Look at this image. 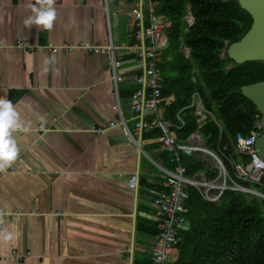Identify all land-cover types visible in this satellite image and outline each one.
I'll return each mask as SVG.
<instances>
[{
  "label": "crops",
  "instance_id": "crops-1",
  "mask_svg": "<svg viewBox=\"0 0 264 264\" xmlns=\"http://www.w3.org/2000/svg\"><path fill=\"white\" fill-rule=\"evenodd\" d=\"M138 0H53L51 29L23 20L39 0H0V97L12 102L21 127L12 132L17 160L0 170V264H149L158 230L153 201L163 190L162 140L144 134L141 154L127 138L137 116L131 11ZM157 10V6H156ZM112 34L119 74L105 55L16 50L18 40L45 46L91 42ZM147 115V118H150ZM115 127H108L110 123ZM41 125L51 128L39 131ZM107 126L101 135L97 129ZM138 173L136 191L129 187ZM35 212V214H32ZM176 260L173 255V264Z\"/></svg>",
  "mask_w": 264,
  "mask_h": 264
},
{
  "label": "trees",
  "instance_id": "trees-1",
  "mask_svg": "<svg viewBox=\"0 0 264 264\" xmlns=\"http://www.w3.org/2000/svg\"><path fill=\"white\" fill-rule=\"evenodd\" d=\"M153 1L157 13L171 21L161 72L163 96L172 97L173 101L163 116L178 123L177 114L185 109L180 114L185 126L177 131L178 141L183 142L198 126L194 110L187 107L194 92H199L205 108L223 128L220 135L215 122L208 120L201 134L209 149L223 152L232 173L226 158L234 155L238 135L250 136L254 116L259 113L241 88L264 81V63L239 65L227 53L222 55L230 43L247 34L253 19L236 0ZM189 12L194 19L191 26L186 20ZM185 48L189 50L188 56ZM149 136L161 140L158 130ZM162 157L170 166V154L164 152ZM180 163L186 167L188 176L200 172L209 178L218 175L195 157L181 155ZM254 188L264 194V183ZM187 208L189 228L180 230L182 242L174 251V264H264L263 199L226 191L219 202L210 203L190 189Z\"/></svg>",
  "mask_w": 264,
  "mask_h": 264
},
{
  "label": "built area",
  "instance_id": "built-area-1",
  "mask_svg": "<svg viewBox=\"0 0 264 264\" xmlns=\"http://www.w3.org/2000/svg\"><path fill=\"white\" fill-rule=\"evenodd\" d=\"M186 20L188 26L193 24L194 19L190 12ZM131 24L134 42L128 47V52L133 56L137 68L135 77L137 89L130 98V109L137 116L134 129L128 127L122 115L119 101L115 109L121 115V125L127 138L141 154L147 155L142 149L141 137L158 130L161 133L162 149L171 156L170 166L155 163L164 176V183L163 190L157 193L153 201L158 213V233L153 243L150 264H173L174 251L182 242L180 230L187 223V201L190 189L196 190L205 201L210 203L219 202L226 191L240 192L251 198L260 197L264 200V194L254 188L262 186L264 183V159L258 155L255 148L257 141L262 136L264 123L262 115L258 113L254 116L250 136H237L235 153L226 158L232 168L231 173L228 171L223 152L209 149L201 134V129L208 120L215 122L220 135L223 131L222 125L215 115L205 108L200 93L194 92L191 104L187 109L194 110L198 126L186 140L179 142L177 131L185 126V121L180 114L185 109L177 114L178 123L165 119L163 116L166 107L173 101L172 97L163 96L161 72L163 52L168 47L167 31L171 27V21L157 13L156 3L153 0H138L131 11ZM14 48L50 54L83 51L94 55H105L109 59L113 71L116 91H118L119 83L123 80L119 74L121 63L116 57L111 33L108 42L104 45L83 41L75 45L49 43L40 46L26 40H18L15 42ZM184 52L186 56L189 55L188 49L185 48ZM147 115L151 117L147 118ZM115 126L116 123L112 122L108 127ZM108 127L101 126L97 132L103 135L107 132ZM50 130L51 128L46 125L39 127L41 132ZM181 155L200 159L215 169L218 175L209 178L204 172H200L188 176L186 167L180 163ZM139 181V174H133L129 180L130 189L136 191ZM244 184H250L253 187L249 188ZM11 258L22 260L23 256H7L0 253V260Z\"/></svg>",
  "mask_w": 264,
  "mask_h": 264
},
{
  "label": "water",
  "instance_id": "water-1",
  "mask_svg": "<svg viewBox=\"0 0 264 264\" xmlns=\"http://www.w3.org/2000/svg\"><path fill=\"white\" fill-rule=\"evenodd\" d=\"M236 1L242 9L251 15L253 23L247 34L240 41L230 43L224 52L239 65L252 61L264 63V0ZM241 92L256 106L264 123V81L243 86ZM255 148L258 155L264 159V126L262 136L257 141ZM188 228V223L182 227L184 230Z\"/></svg>",
  "mask_w": 264,
  "mask_h": 264
},
{
  "label": "clouds",
  "instance_id": "clouds-1",
  "mask_svg": "<svg viewBox=\"0 0 264 264\" xmlns=\"http://www.w3.org/2000/svg\"><path fill=\"white\" fill-rule=\"evenodd\" d=\"M53 0H39V6L32 4V15L23 20L25 27L32 25L42 26L51 29L56 13L52 7ZM21 127L18 113L11 101L0 97V170L12 166L17 160L18 147L11 133ZM0 239L8 242L13 239L10 231L0 232Z\"/></svg>",
  "mask_w": 264,
  "mask_h": 264
},
{
  "label": "rangeland",
  "instance_id": "rangeland-1",
  "mask_svg": "<svg viewBox=\"0 0 264 264\" xmlns=\"http://www.w3.org/2000/svg\"><path fill=\"white\" fill-rule=\"evenodd\" d=\"M224 55H225V52H223V55H222V56L224 57ZM258 199L260 200V199H262V198L258 197Z\"/></svg>",
  "mask_w": 264,
  "mask_h": 264
}]
</instances>
